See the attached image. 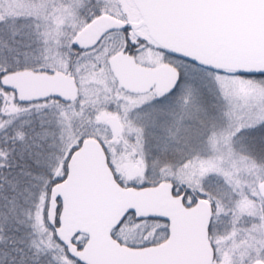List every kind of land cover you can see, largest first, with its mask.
I'll return each instance as SVG.
<instances>
[{"label": "snow or ice", "instance_id": "6c2138e0", "mask_svg": "<svg viewBox=\"0 0 264 264\" xmlns=\"http://www.w3.org/2000/svg\"><path fill=\"white\" fill-rule=\"evenodd\" d=\"M0 264H264V0H0Z\"/></svg>", "mask_w": 264, "mask_h": 264}]
</instances>
